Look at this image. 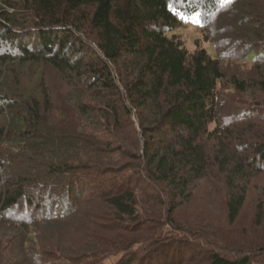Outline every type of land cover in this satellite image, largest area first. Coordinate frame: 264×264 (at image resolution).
Listing matches in <instances>:
<instances>
[{
  "label": "rangeland",
  "instance_id": "1",
  "mask_svg": "<svg viewBox=\"0 0 264 264\" xmlns=\"http://www.w3.org/2000/svg\"><path fill=\"white\" fill-rule=\"evenodd\" d=\"M260 5L259 0H240L231 9L219 11L204 27L180 18L172 29L162 30L166 37L178 41L188 54L204 49L214 59L227 56L221 60L225 76L216 85L218 108L215 120L208 123L206 132L195 140L206 154L204 171L192 178L184 194L180 195L171 185L154 183L150 177L152 167L146 160V143L151 146L148 151L158 148L162 154L182 150L179 139L172 133L151 130L157 125L160 106L167 105L165 95H160L156 105L150 100L143 103L139 93H134L144 58L123 52L115 60H108L98 46L96 31L87 21L92 13L91 6H83L75 13V17L84 20L77 36L69 41L74 44L71 48L74 54H87L80 73H62L42 61L19 64L16 68L6 63L0 92L4 90L11 107L4 108L0 114V127L6 125V130L10 131L12 116L26 114L24 109L29 104L25 100L33 95L41 100V114L53 128L52 137L56 138L49 142L41 139L36 143L0 142V153L7 150L6 159L10 158L6 160L11 165L9 168L27 165L28 160L22 159L25 153L42 157L44 161L66 156L56 142L62 137L71 140L70 163L77 162L78 155L85 162L90 155L102 162V168L108 169L106 175L100 176L80 167L73 170L70 177L64 175L71 183L51 179L42 187L43 195L54 196L56 201L70 196V205L77 206L74 213L59 222L45 223L43 217L47 214V206L37 212L23 207L10 218L13 223L1 222L0 264H35L34 249L43 251L48 258L54 257L56 260L51 264H76L77 257L94 251L103 253L104 250L109 252L95 264H208L214 253L230 260L247 257L248 264H264V168L256 170L248 166L247 175L233 179L234 186H244L245 200L237 218L229 222L225 204L229 193L227 173L214 162L215 156L222 155L218 151L225 152L222 143H228L230 154L234 149L264 143V89L260 83L264 80V67L254 66L250 58H243L248 52L245 50L247 39L257 42L254 37H249L253 34L252 28L260 26L264 29V8ZM27 41L38 43L33 37ZM81 42L85 47H81ZM256 45L258 62L263 64L264 55L259 54L264 48V40ZM104 66L112 80V88L109 86V91L103 89L98 93L89 85L93 82L94 71L103 70ZM102 75H105V69ZM232 78L243 81L245 89H237ZM144 81L149 83V78L145 76ZM102 82L97 86L105 87ZM112 107H116L117 113ZM246 114L249 116L240 119ZM226 131H231V135H225ZM251 148H246L248 154H251ZM40 149L45 155L38 153ZM17 150L25 153L18 155ZM227 153L224 154L229 157ZM176 168L178 175L185 174V168L178 164ZM118 175L139 180L138 184L131 180L129 187H135L137 210L152 227L148 234L157 232L161 240L168 242L154 257L153 251L148 252L147 243L139 242L147 232L120 228L103 231L104 225L110 224L108 218L112 214L96 185L103 177ZM174 193L177 195L172 197ZM29 218L33 219V224L20 226L19 220ZM133 240L138 242L133 243ZM123 244L130 246L123 250Z\"/></svg>",
  "mask_w": 264,
  "mask_h": 264
},
{
  "label": "trees",
  "instance_id": "2",
  "mask_svg": "<svg viewBox=\"0 0 264 264\" xmlns=\"http://www.w3.org/2000/svg\"><path fill=\"white\" fill-rule=\"evenodd\" d=\"M239 1L0 0V84H2L3 70L7 69L6 63H11L9 67L16 68L19 64L42 61L62 73H80L85 66L83 59L87 54L84 53L81 56L74 54L75 52L71 51L74 44H70L69 41L77 36L79 25L84 20L75 17V13L83 6H91L92 13L87 21L89 27L96 31L98 46L108 60H115L123 52L140 55L144 58L142 69L134 85V93H139L143 103L150 100L156 102V105L159 104L160 95H165L164 101L167 105L163 108L160 106L157 125L153 126L155 130L153 128L151 130L159 129L160 133L167 130L172 133L176 139H179L182 150L181 152L170 150V152L162 154L158 148L148 151V147L151 148V146H147L149 144L146 143L145 148L148 154L146 160L152 167L150 177L153 178L154 183L171 185L170 187L177 191V194H184L183 192L192 178L199 176L206 165V154L195 140L206 132L207 124L215 120L218 108L216 85L225 76L221 60L227 56L214 59L208 56L204 49L188 54L178 41L166 37L162 30L172 29L175 24L179 23L181 16L188 18L187 21L190 23L200 24L204 27L214 20L219 11L224 8L231 9ZM262 1L259 0L260 6L264 8V0ZM170 5H174L175 11ZM81 15L84 16L83 13ZM252 32L253 34L249 37H254L257 42L249 41L248 37L249 42L247 41L245 44V50L248 52L243 58L244 60L250 58L254 62V66L262 65L264 67V62L263 64L258 62L255 50L256 43L264 40V29L255 26L252 28ZM32 37L38 41L37 44L27 41ZM84 45V42H81V47H85ZM259 55H264V48ZM87 68L90 70L91 66L89 65ZM104 69L106 77L103 78L102 76H105L102 75ZM104 69H99L100 72L94 71L93 82L89 85L98 93L104 90L109 91V86L112 88V80L109 78L106 66ZM145 76L149 78V83L144 81ZM101 81L105 86L103 88L97 86V84H101ZM260 83L264 89V80ZM232 84L237 89H245L243 81L232 78ZM3 91L0 92V114L4 108L10 106V99L3 94ZM37 97L30 95L26 98L27 102L25 103L29 104L26 110L24 109L26 114L12 116L10 131L6 130V125L0 127V142L14 143L17 140H23L36 143L41 139L43 142L56 139L51 135L53 128L47 124L41 114V100ZM112 108L117 113L116 107ZM245 116L249 115L241 116L240 119H244ZM217 131L216 127L214 132ZM224 133L231 135V131ZM66 139L60 137L56 141L66 154V156L63 154L62 158L51 157L52 159L44 161L41 159L42 157L27 156L28 154L23 150H17L18 155L25 153L22 154L25 155L22 159L25 158V161L28 160V162L27 165L23 164V166L12 170L9 168L11 165L6 161L10 160V158L6 159L7 150L3 154L0 153V224L7 221L13 223L11 222L13 219L10 218L17 215L18 210L23 207L37 212L40 208L43 210V207L47 206V214L43 217L46 224L59 222L66 215L76 211V204L70 205V196L64 200L56 201L54 196L43 195L42 187L51 179L62 183H71L68 180L71 172L80 167L88 169L91 171L90 173L94 171L100 176L107 171L108 167L102 168L100 166L102 162H97L95 160L97 158L90 155L85 162L80 160L78 155L76 157L79 160L70 163L72 145H70L71 140ZM229 140L232 144L233 138ZM234 140L236 139L234 138ZM229 147L228 143H222V148L226 153L228 152L229 157L224 154L225 152L218 151L222 155L215 156L214 162L216 161L220 169L227 173L226 182L229 186V193L225 204L228 220L233 222L245 200L244 186H234L233 179L238 180L247 175L250 166L256 170L264 168V143L255 144L253 147L252 145L245 146L240 150L234 149L231 150V154L228 151ZM246 148H251V154L247 153ZM39 152L45 155L43 149H40ZM177 164L186 169L185 174L178 175ZM65 174H69V177H65ZM131 180H134V184L139 182L133 177L125 178L121 175L103 177L98 181L96 187L101 199L112 214L111 218H108L110 224L104 225L103 231L120 228L127 231L147 232L139 242H143L145 245L147 243L148 252L153 251L152 256L154 257L158 251L159 254L162 252L160 250L164 249L163 247L168 242L163 241L164 239L161 240V236L157 232L148 234L152 227L137 210L138 199L135 187H129L132 185ZM90 184L93 183L90 182ZM177 194L174 193L172 197ZM19 221L20 226L26 227L34 223L30 218ZM154 230L155 228H153ZM135 241L138 242V240H133V243ZM112 242L116 245L115 240ZM130 244L128 245L130 246ZM128 245L121 246L123 250H127ZM37 250L32 251V257L36 259L35 264H51L56 260L54 257L48 258L43 251ZM107 252L109 251L104 250L103 253L94 251L89 255L77 257L76 259L79 260L75 263L95 264L97 263L95 261L105 257ZM65 255L69 259L68 255ZM248 262L247 257L230 260L214 253L208 264H248Z\"/></svg>",
  "mask_w": 264,
  "mask_h": 264
},
{
  "label": "snow or ice",
  "instance_id": "3",
  "mask_svg": "<svg viewBox=\"0 0 264 264\" xmlns=\"http://www.w3.org/2000/svg\"><path fill=\"white\" fill-rule=\"evenodd\" d=\"M224 2H227V0H224ZM170 7H172L173 10L175 11L174 5H170ZM177 14L180 15V13H177ZM181 18L186 19V20L188 19V18L183 17V16H181Z\"/></svg>",
  "mask_w": 264,
  "mask_h": 264
}]
</instances>
